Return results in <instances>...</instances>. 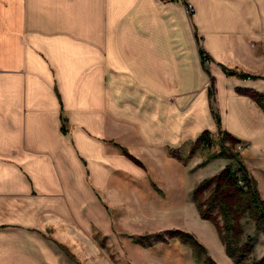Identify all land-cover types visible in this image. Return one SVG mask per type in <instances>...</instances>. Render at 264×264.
<instances>
[{
    "label": "crops",
    "instance_id": "crops-1",
    "mask_svg": "<svg viewBox=\"0 0 264 264\" xmlns=\"http://www.w3.org/2000/svg\"><path fill=\"white\" fill-rule=\"evenodd\" d=\"M251 93L264 0H0V264H100L93 232L120 245L115 218L141 234L175 227L185 202L198 216L202 160L172 151L222 131L264 157ZM133 236L132 264L183 261Z\"/></svg>",
    "mask_w": 264,
    "mask_h": 264
},
{
    "label": "trees",
    "instance_id": "trees-1",
    "mask_svg": "<svg viewBox=\"0 0 264 264\" xmlns=\"http://www.w3.org/2000/svg\"><path fill=\"white\" fill-rule=\"evenodd\" d=\"M200 50L202 61L205 63L206 52L202 47ZM226 71L233 75L237 74L233 70L226 69ZM240 76L252 78L248 74H240ZM251 95L264 107L263 95L258 93H251ZM220 134L224 135L221 151L213 154L211 158L231 159L236 162V165L231 163L218 174L204 179L194 189L193 200L201 218L216 226L226 254L235 264H264V256L261 259L252 258L256 237L247 235L245 230V221L250 220L255 223L256 234L264 233V199L240 152L234 150L241 140L229 132L220 131L217 135ZM217 135L209 131L204 132L191 144V153L198 148L208 146ZM225 141L230 143L229 147L224 144ZM123 151L137 163L142 164L139 159L129 153L127 148H123ZM172 156L184 163H187L189 159V157L185 158L179 150L172 151ZM171 237H178L184 243L190 244L199 264H218L209 254L206 246L189 232L172 229L162 233L133 236L137 243L144 246H151L156 241H168Z\"/></svg>",
    "mask_w": 264,
    "mask_h": 264
},
{
    "label": "rangeland",
    "instance_id": "rangeland-1",
    "mask_svg": "<svg viewBox=\"0 0 264 264\" xmlns=\"http://www.w3.org/2000/svg\"><path fill=\"white\" fill-rule=\"evenodd\" d=\"M217 135V134H216ZM224 140V135L220 134L217 136H214V139L212 142L205 147L198 148L195 150L194 153H191V148L187 147L183 152L182 155L186 158L189 157L187 163L185 165H188L192 159H201L202 163L198 165V168L196 167L194 169V181L196 182V179H200V182L196 185V187L206 178L214 176L218 174L221 170H223L227 165L234 163L236 165V162L232 161L231 159L227 158H211V156L215 153H218L221 151V141ZM227 147L230 146V143L228 141H225L224 143ZM244 143H238L235 147V151L240 152L242 155L244 161L247 164V168L250 172V175L252 179H254L257 182V187L259 188V191L261 193L262 198L264 199V157L255 158L254 155H252L251 151H247L245 148ZM172 156V154H171ZM212 159V160H211ZM224 159H226L230 163L226 164L225 167L222 169L224 164ZM223 160V161H222ZM180 161V160H179ZM184 163L183 161H180ZM245 164V165H246ZM193 181V180H192ZM195 187V188H196ZM194 188V189H195ZM191 192V201L193 204H195L193 200V191ZM208 194V193H207ZM188 203L185 202L183 205V216L180 219H176L175 216L177 214H173L168 221H170V226L176 225L175 227L166 228L161 231H157L158 233L165 232L167 230L177 229L182 230L184 232L186 229L183 228H189L193 235L197 237V239L203 243L209 254L212 256V258L218 263L223 264L225 261L223 260L226 257L225 247L219 237L218 230L216 226L208 221L201 218L200 213L196 206V211H198V216H192V211L194 210L193 207L187 205ZM118 213V211H116ZM116 212L113 213V215H116ZM114 221L117 224V230L119 231L120 235V245H116V247L108 240V238H105L100 234V236L94 231L93 236L99 240L100 242V264L103 263V260H106V258L112 263V264H132V261L129 257V251L128 247L126 245L127 240L129 239V234H134L135 236H141L146 234H155L154 232H145L141 233L142 231L139 224H137L136 228L132 227L131 225L125 224L123 220H120V223H118V219L115 218ZM127 221V220H126ZM183 221V222H182ZM138 223V221H137ZM178 225V226H177ZM183 227V228H182ZM245 230L247 235H255L256 242H255V250L252 254V258L261 259L264 256V233L256 234L255 233V223L250 220L245 221ZM159 242H164L168 245L169 249L176 250L177 247L179 249L178 252L182 253V262L180 263V259L178 257V261L176 259L170 260L169 264H199L194 256L193 247L190 244L184 243L180 238L178 237H171L168 241H156L154 245L158 244ZM118 246V247H117ZM145 247V246H144ZM146 247H152V246H146ZM220 251L222 252H219ZM177 252V253H178ZM179 255V254H177ZM228 256V255H227ZM229 257V256H228ZM229 261H231L233 264V260L229 257ZM224 261V262H223Z\"/></svg>",
    "mask_w": 264,
    "mask_h": 264
},
{
    "label": "built area",
    "instance_id": "built-area-1",
    "mask_svg": "<svg viewBox=\"0 0 264 264\" xmlns=\"http://www.w3.org/2000/svg\"><path fill=\"white\" fill-rule=\"evenodd\" d=\"M188 7H189L190 10H192V5H188ZM208 61H210V58H209L208 54L206 53L205 62H208Z\"/></svg>",
    "mask_w": 264,
    "mask_h": 264
}]
</instances>
